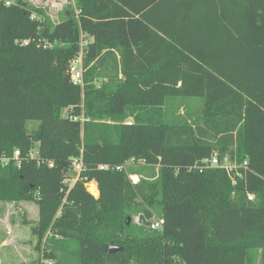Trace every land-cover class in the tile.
I'll list each match as a JSON object with an SVG mask.
<instances>
[{
  "label": "trees",
  "instance_id": "16d2710c",
  "mask_svg": "<svg viewBox=\"0 0 264 264\" xmlns=\"http://www.w3.org/2000/svg\"><path fill=\"white\" fill-rule=\"evenodd\" d=\"M198 3L190 43L204 53L187 61L198 73L172 67L163 80L132 69L155 31L126 10L129 0H76L78 17L56 24L41 10L31 19L27 0H0V202L37 206L31 233L51 264L68 253L74 264H264V0ZM80 34L82 87L68 74ZM167 35L179 64L187 47ZM187 97L203 99L193 124L175 114ZM214 154L239 167L192 169ZM179 185L191 191L177 197Z\"/></svg>",
  "mask_w": 264,
  "mask_h": 264
},
{
  "label": "crops",
  "instance_id": "0c3cea01",
  "mask_svg": "<svg viewBox=\"0 0 264 264\" xmlns=\"http://www.w3.org/2000/svg\"><path fill=\"white\" fill-rule=\"evenodd\" d=\"M129 2L134 11L126 10L133 13L136 18L141 16L142 22L155 31L153 38L150 36L143 39V45L138 51L134 49V54L141 60L136 61L132 69L136 72L155 74L163 80L171 73L172 67H177L181 71L198 73V67L191 66L189 63L191 60L198 62L199 57H202L204 53L198 44L190 43L199 39V35L193 28L196 26V20L199 19L198 16L204 12L198 3L199 0H129ZM175 31L178 33V40L187 47V50L183 51L184 56H181L186 59L179 64L177 62L180 56L174 59L176 62H173L172 56V52L175 48L178 49L179 45L171 42L167 35L170 33V36L174 37L177 34L173 33ZM168 61L169 64H167ZM195 80L189 78L186 80V86L191 85ZM180 84L181 81H178L176 87ZM184 101V104L188 105L203 104V99L200 97H187Z\"/></svg>",
  "mask_w": 264,
  "mask_h": 264
},
{
  "label": "rangeland",
  "instance_id": "374dc122",
  "mask_svg": "<svg viewBox=\"0 0 264 264\" xmlns=\"http://www.w3.org/2000/svg\"><path fill=\"white\" fill-rule=\"evenodd\" d=\"M76 1V0H75ZM77 7V4H76ZM68 8H70L68 6ZM78 9V7H77ZM50 23H58L62 20L61 14L50 18L52 10L50 7H45L42 12ZM203 105L192 104L190 106L185 105L180 107L175 113L187 123L193 124L198 121L200 115V109ZM176 110V108H174ZM130 124V123H128ZM37 122L30 121L28 128L36 127ZM37 145H35L36 148ZM129 170L138 171L143 170L139 164H128ZM157 167H154L153 172L156 173ZM73 174L71 179L73 178ZM129 178L134 180L138 179V175L130 174ZM196 180L194 179V184ZM72 184V180H69L68 185ZM179 184H182L179 182ZM91 186V185H90ZM89 186V189L91 188ZM88 189V190H89ZM87 190V191H88ZM167 190V189H166ZM175 195L177 197H183L186 193L191 191V187L179 185ZM90 194L91 192L88 191ZM99 196L98 193L94 194V198ZM157 213V212H155ZM38 221V208L32 202H19V203H1L0 202V264H42L45 260L42 256V243L37 245V237L31 233V227L36 225ZM137 217L134 218V223H137ZM72 250V248H70ZM69 261L67 264H74V257L71 253H68Z\"/></svg>",
  "mask_w": 264,
  "mask_h": 264
},
{
  "label": "built area",
  "instance_id": "2783aa9c",
  "mask_svg": "<svg viewBox=\"0 0 264 264\" xmlns=\"http://www.w3.org/2000/svg\"><path fill=\"white\" fill-rule=\"evenodd\" d=\"M28 5L34 9L31 14V19H40V16L37 14L35 10H41L44 11L45 7H50L52 10V15H50V18H53L54 16H58L61 14L62 19H64V16L67 14H71L73 17L77 18L80 11L76 7V1L75 0H27ZM5 5H10L9 1L5 2ZM68 6L70 8H68ZM29 43V40H23L19 42L20 45L24 46ZM41 45L44 48H52L54 46H60L58 41L54 42H49L47 40H42ZM86 45V39L85 37L80 34L79 37V51L76 57H74L68 67V74L70 77V81L73 85H77L82 87L83 86V56H84V46ZM13 156L15 159H18L20 156L19 150H15L13 153ZM38 152L35 149L30 151L29 153V158H37ZM49 167H52V164H48ZM242 166H246V162L242 164ZM204 167H220L224 168L225 170L231 172V171H236L237 168L239 167L237 162L233 159L231 160L228 155H225L221 159L218 158L217 154H214L209 160H204L201 165H195L192 167L193 170H198L199 172L204 168ZM83 168L82 164V159L81 157L79 158H74L71 162V176L73 174V178L69 180H72V184L78 179L79 173L81 172ZM101 169L103 168L102 166L100 167ZM191 169V168H190ZM189 169V170H190ZM69 182V181H68ZM72 184L70 186H72ZM94 184L97 192L98 193V188L95 182H88L85 184L86 191L89 189V186ZM89 191V190H88ZM87 191V192H88ZM89 193V192H88ZM91 195L94 197V194L91 193ZM249 200H252V196H248ZM162 224L161 220H156L154 221L151 225L150 228L152 230H156L160 228ZM51 260H43L42 264H51Z\"/></svg>",
  "mask_w": 264,
  "mask_h": 264
},
{
  "label": "water",
  "instance_id": "95a60500",
  "mask_svg": "<svg viewBox=\"0 0 264 264\" xmlns=\"http://www.w3.org/2000/svg\"><path fill=\"white\" fill-rule=\"evenodd\" d=\"M67 15V14H66ZM117 251H120V248H115V247H110L109 248V253H115V252H117Z\"/></svg>",
  "mask_w": 264,
  "mask_h": 264
},
{
  "label": "bare ground",
  "instance_id": "6f19581e",
  "mask_svg": "<svg viewBox=\"0 0 264 264\" xmlns=\"http://www.w3.org/2000/svg\"><path fill=\"white\" fill-rule=\"evenodd\" d=\"M90 187H91V188L89 189V191H90L92 194H95V191L97 192V190H96L94 184H92Z\"/></svg>",
  "mask_w": 264,
  "mask_h": 264
}]
</instances>
